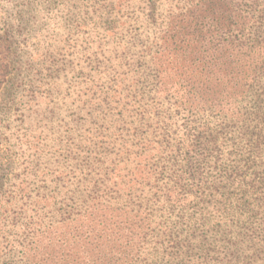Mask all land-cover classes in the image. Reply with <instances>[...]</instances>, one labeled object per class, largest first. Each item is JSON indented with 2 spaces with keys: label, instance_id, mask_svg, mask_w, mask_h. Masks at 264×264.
<instances>
[{
  "label": "trees",
  "instance_id": "1",
  "mask_svg": "<svg viewBox=\"0 0 264 264\" xmlns=\"http://www.w3.org/2000/svg\"><path fill=\"white\" fill-rule=\"evenodd\" d=\"M87 1L118 14L93 52L115 61L48 99L0 197V264H264V0Z\"/></svg>",
  "mask_w": 264,
  "mask_h": 264
},
{
  "label": "rangeland",
  "instance_id": "2",
  "mask_svg": "<svg viewBox=\"0 0 264 264\" xmlns=\"http://www.w3.org/2000/svg\"><path fill=\"white\" fill-rule=\"evenodd\" d=\"M21 3L25 5L21 7ZM17 8L31 17L10 45L13 68L0 86V197L17 180L25 181V167L38 154L36 147L44 137L48 99L57 98V92L61 96L72 93L81 87L83 77H99V69L115 61L107 63L102 58L98 63L95 58L100 59V54L93 55L98 44V51L109 55L102 39L118 23L115 11L94 13L87 0H33V4L28 0H0V38L6 37ZM33 49L40 57L29 61ZM51 79L64 84H55L52 96L45 100L42 91ZM37 186L33 184V188ZM16 220L20 225L27 218L18 215ZM7 231L13 229L9 226Z\"/></svg>",
  "mask_w": 264,
  "mask_h": 264
}]
</instances>
